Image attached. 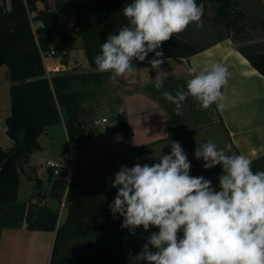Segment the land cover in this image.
Instances as JSON below:
<instances>
[{"label": "trees", "instance_id": "trees-1", "mask_svg": "<svg viewBox=\"0 0 264 264\" xmlns=\"http://www.w3.org/2000/svg\"><path fill=\"white\" fill-rule=\"evenodd\" d=\"M132 0H10V7L0 0V66H7L6 76L10 82L11 112L6 117V133L12 140L10 148L0 147V164L12 157V168L0 176V239L2 229L15 227L27 222L30 230L54 231L58 224L59 210L46 204L18 200L21 184V172H24L31 155L41 149L40 136L49 127L65 123L70 142L82 148L83 144L99 132L94 120L103 100L100 92L104 88L107 72L97 71L93 58L100 54L101 45L111 34L128 24L122 9ZM203 5L202 19H209L208 9L215 8L210 27L219 28L220 39L231 34L233 39L244 44L239 50L251 64L264 75V47L253 37V31L264 32V7L260 13L255 9L259 0H196ZM39 3L42 6L39 7ZM264 4V0H262ZM73 11L76 19L75 36L68 30L58 31V18L61 13ZM203 23L205 22L202 20ZM204 25V24H203ZM195 24H190L181 33L163 42L162 60L187 58L204 49L196 44ZM206 33V32H204ZM234 34H236L234 36ZM86 51L89 67L85 70L70 69L51 74L49 77L43 60V54L55 51L57 55L68 57L74 50L78 38ZM197 37V38H195ZM149 53L145 61L153 58ZM140 62L134 60L133 63ZM190 78L164 81L163 89L157 90L154 83L147 92L160 98L166 107L171 123L187 122L193 119L191 126H201L200 118H211L216 105L203 110L194 98L189 97L183 104L182 116H177L175 105L161 95L168 90L175 95L177 88H186ZM223 91V88H222ZM200 116H197L199 115ZM210 113V115H209ZM209 116V118H208ZM122 128L126 126L123 122ZM252 170L264 171V157L252 160ZM51 171V170H50ZM51 196L61 199L66 190V182L61 175H55ZM111 182L84 175H72L66 191L68 215L64 226L57 231L53 247L54 264L60 251L64 232L74 226L77 230L88 220L94 222L97 234L102 232L113 236L114 259L116 244L121 254L124 229L123 217L117 214L114 219L109 205L113 202L117 188ZM101 238L98 237V241ZM97 264H101L98 258ZM106 264V263H104ZM111 264V261H110Z\"/></svg>", "mask_w": 264, "mask_h": 264}, {"label": "clouds", "instance_id": "clouds-1", "mask_svg": "<svg viewBox=\"0 0 264 264\" xmlns=\"http://www.w3.org/2000/svg\"><path fill=\"white\" fill-rule=\"evenodd\" d=\"M127 25L111 34L93 60L97 71L110 72L118 83L133 70V61H148L157 72L154 87L163 89L167 73L161 70L163 42L194 23L203 27V5L196 0H132L122 9ZM186 88L168 90L161 95L175 105L177 116L192 97L201 109L213 104L224 108L222 88L228 70L213 63L197 70ZM198 143L194 157L203 168L222 167L219 189L203 176H191V162L178 141H171L170 154H161L154 164L121 166L111 186L117 188L109 205L113 218L123 217L121 228L134 235L137 228L151 232L136 256L145 264H264V171L252 170L253 161L244 154L223 149L211 140Z\"/></svg>", "mask_w": 264, "mask_h": 264}, {"label": "crops", "instance_id": "crops-1", "mask_svg": "<svg viewBox=\"0 0 264 264\" xmlns=\"http://www.w3.org/2000/svg\"><path fill=\"white\" fill-rule=\"evenodd\" d=\"M4 1L10 7V0ZM41 6L42 3H39V7ZM68 12L72 15L74 25L76 23L74 12L72 10ZM195 32L194 35L198 38L204 34L201 28H196ZM225 35L228 37L222 40L216 35L203 44V50L190 57L165 59L161 65V70L167 73L164 81L191 78L188 75V68L192 66L198 71L213 63H219L227 68L228 82L222 91L224 108L213 110L220 122L225 143L217 144L213 137H209L208 134L214 132L211 124L215 122L209 116V119L206 116L199 117L201 126H191L193 119L186 123L183 121L171 123L168 111L160 98L147 92L148 86L154 83L157 72L151 68L148 61L133 63V70L126 74L125 78L115 84L111 81V98L106 101V105L104 101L102 106V110L109 112L108 114L104 112L102 117L114 114L118 121L104 125L83 144L82 148L70 142L64 122L48 128L45 132L47 144H43L40 136L41 149L31 155L24 172H21L31 183L30 191L26 194L27 197L22 199L18 194V200L46 204L58 209V224L54 231L30 230L27 222L3 228L0 239V264H51L57 231L67 220L66 191L74 174L112 183L114 174L121 168L119 158H127L129 168L136 163L141 165L158 163L161 154H170L171 141H178L191 162L190 175L203 176L211 180L212 186L218 190V176L222 174V167L217 165L211 169L203 168L204 161L194 157L197 141L205 143L204 139L208 137V141L211 140L221 149L231 144L232 152L237 155L244 154L251 160L264 157V75L239 50L244 43L235 41L231 34ZM49 61L58 63L59 57H53ZM110 75L107 72L105 83H110ZM197 116H200V113ZM123 122L126 124L124 128L119 126ZM4 130L6 131V126ZM60 136L68 141L70 147H76L79 153L75 157L71 150L69 156L61 158L59 155L60 160L73 156L76 166L72 175L59 176L66 182V190L63 197L57 199L50 194L54 180L50 169L47 170V174L39 173L32 158L40 159L42 164L52 158V154L48 156L38 152L54 146V141ZM81 151L87 153L86 157L81 155ZM86 221L79 230L73 226L64 232L60 243L63 258L60 259L58 254L54 264H97L98 258L101 264H110V261L113 263V236L102 232L97 234L94 222ZM138 229L144 230L142 226ZM135 236L130 235L128 229H124L121 254L118 244L115 248L117 264H145L136 256L146 241H136ZM98 237L101 238L100 241ZM39 252H42L41 257Z\"/></svg>", "mask_w": 264, "mask_h": 264}, {"label": "rangeland", "instance_id": "rangeland-1", "mask_svg": "<svg viewBox=\"0 0 264 264\" xmlns=\"http://www.w3.org/2000/svg\"><path fill=\"white\" fill-rule=\"evenodd\" d=\"M50 1L52 3H54L56 0H50ZM262 7H264V4L262 3V0H259L258 4H256V6H255V9L258 11V13H260V11L262 10ZM207 15H208V17H210L209 19H202L205 21L203 23L204 24L203 27L201 28V30H204V32L211 29L210 24L212 22V18L215 15V8L213 5H211L209 7ZM61 21L62 20L59 17L58 23ZM74 25H73L72 15L69 12H67V20L63 23L61 22V26L62 27H72V30H73ZM220 27L223 30H225L223 25H217L215 29L219 31ZM216 30L212 29V30H209L206 33H204L201 37H199L197 39L196 44L197 45L198 44H204V43L210 41L211 39H213L217 34H219V32ZM252 34H253V37L258 40V43L264 47V32L262 33V32H258V31H253ZM235 35L236 34H234V36ZM77 45H78V47H76L74 50L69 52L68 57H64L63 55H57V57H59L58 63L60 62L62 64H67V68H68L67 70L78 69L79 71H82V70H85L86 68L89 67V62L87 59L86 51L82 47V39L80 37L77 40ZM6 72H7V66H0V147L5 148V149L10 148L12 146V141L10 140V137L7 135L6 131L4 130V128L6 126V122H5L6 116H8L11 112V99H10V91H9L10 82L7 79ZM100 97L103 100V104L105 101V105H106V101L110 100V98H111V80H110L109 84L108 83L104 84V88L100 92ZM104 112H106L107 114L109 113L106 110L100 109V111H98V113L96 115V119L102 117ZM107 117L112 122L118 120L114 114H109ZM211 119L213 120V122L215 121L214 124H211V126L214 128L212 131H214V132H212V134H208L209 137H213L215 139L214 141L217 144L222 143V142L225 143L224 134L221 131L222 129L219 126L220 122L218 121L216 114L212 113ZM104 125H106V124H102V125L98 126V128L100 129V128L104 127ZM109 128L113 129L115 127H112V128L109 127ZM41 138H42L43 144H47L48 138H47L45 133H43L41 135ZM204 141H205V143H207L208 137L205 138ZM71 150L73 152V155L76 157L77 154L79 153L78 149L76 147H70L68 141H66L63 138V136H60L54 141V146L48 147V149L46 148V150H44V151L41 150L38 153L41 152L42 154H44V155L47 154L48 156H49V154H52L51 155L52 159L60 160L59 155L61 156V158L65 157V156H69ZM32 159L35 160L38 172L42 173V174L43 173L47 174L48 167L46 166V164L45 163L42 164L40 159H35V158H32ZM119 160L120 161H118V162H120V167L121 166H126V167L129 166L128 162H127V158L121 157V158H119ZM30 184L31 183L29 182L27 176L21 174V184H20V188H19L20 199L25 198L26 194L30 191L29 190ZM156 231H158V228H155V227L150 228V230L147 232L144 230H139V229L137 230L136 229V231H135L136 241H147L150 233L156 232ZM41 253L39 254L40 257L42 256ZM27 261H28V259H27ZM27 261H26V263H27Z\"/></svg>", "mask_w": 264, "mask_h": 264}, {"label": "built area", "instance_id": "built-area-1", "mask_svg": "<svg viewBox=\"0 0 264 264\" xmlns=\"http://www.w3.org/2000/svg\"><path fill=\"white\" fill-rule=\"evenodd\" d=\"M59 17L62 20L61 21L62 23L65 22L67 20V12L61 13ZM61 22H59L60 24L58 31L68 30L71 35L75 36V31H76L75 25L72 30V27H62ZM56 56L57 54L55 53V51H51L48 54L46 53L43 54L44 64L49 77L51 76V74L55 72L64 71L68 69L67 64H62L60 62L52 63L49 61V59ZM110 122H111L110 119L104 116L95 119L94 125L100 126L102 124H109ZM81 155L83 157H86L87 153L85 151H81ZM45 164L48 167V169H50L55 175H65V174L72 175L76 166L75 159L73 156L68 157L66 160H55L50 158L45 161Z\"/></svg>", "mask_w": 264, "mask_h": 264}, {"label": "water", "instance_id": "water-1", "mask_svg": "<svg viewBox=\"0 0 264 264\" xmlns=\"http://www.w3.org/2000/svg\"><path fill=\"white\" fill-rule=\"evenodd\" d=\"M13 165L12 157H8L3 163L0 164V176L7 173Z\"/></svg>", "mask_w": 264, "mask_h": 264}]
</instances>
